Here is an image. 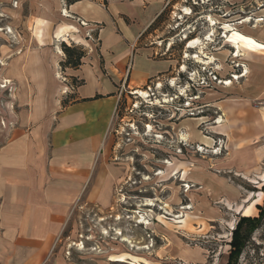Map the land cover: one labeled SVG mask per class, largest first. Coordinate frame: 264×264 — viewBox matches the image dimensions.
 I'll return each mask as SVG.
<instances>
[{
  "label": "rangeland",
  "instance_id": "obj_1",
  "mask_svg": "<svg viewBox=\"0 0 264 264\" xmlns=\"http://www.w3.org/2000/svg\"><path fill=\"white\" fill-rule=\"evenodd\" d=\"M56 13L50 0H0V145L24 109L18 88L5 78L6 62L37 42L58 56L60 68L63 45L87 52L68 34L53 35L70 23ZM142 40L172 66L122 94L109 136L124 174L112 208L76 206L43 264H227L238 217H256L264 205V157L251 176L236 177L227 166L239 159L214 129L226 122L220 103L252 95L254 69L264 70V0H168ZM191 40L197 41L189 48ZM252 105L264 112V96ZM185 120L212 143L186 138ZM194 168L214 192L208 181H193ZM238 264H264V224Z\"/></svg>",
  "mask_w": 264,
  "mask_h": 264
},
{
  "label": "crops",
  "instance_id": "obj_2",
  "mask_svg": "<svg viewBox=\"0 0 264 264\" xmlns=\"http://www.w3.org/2000/svg\"><path fill=\"white\" fill-rule=\"evenodd\" d=\"M167 3L50 0L56 18L70 22L53 35L68 34L87 49L80 65L60 68L58 56L38 42L24 57L6 62L5 78L18 88L24 109L0 145V264H43L76 206L112 208L124 174L112 158L111 126L123 92L132 93L172 66L142 40ZM254 71L253 94L222 101L226 122L214 128L226 138L231 158L239 159L227 166L241 175L236 177L251 176L264 157V112L252 105L264 96V70ZM183 123L186 138L212 143L198 134L194 122ZM192 177L208 181L214 192L202 170L194 168Z\"/></svg>",
  "mask_w": 264,
  "mask_h": 264
},
{
  "label": "trees",
  "instance_id": "obj_3",
  "mask_svg": "<svg viewBox=\"0 0 264 264\" xmlns=\"http://www.w3.org/2000/svg\"><path fill=\"white\" fill-rule=\"evenodd\" d=\"M160 15L157 17V19L160 17ZM62 51L66 55V61L64 62L62 67L66 66V67L76 68L80 65V60L83 57L82 53L76 54L73 49L65 45L62 46ZM262 192L264 194V185L262 187ZM263 224H264V205L262 207H258V214L256 217H248V216L238 217L236 224L231 231L230 241L228 242L229 252L227 258V264H238V260L242 255V253L244 252L245 248L247 247L252 234L256 230H258Z\"/></svg>",
  "mask_w": 264,
  "mask_h": 264
},
{
  "label": "bare ground",
  "instance_id": "obj_4",
  "mask_svg": "<svg viewBox=\"0 0 264 264\" xmlns=\"http://www.w3.org/2000/svg\"><path fill=\"white\" fill-rule=\"evenodd\" d=\"M185 11L187 12L188 9H187V10L185 9ZM196 41H197V40H191V41H189L187 47H189V48L194 47V44L196 43ZM228 84H229V83H228ZM135 94H137V95H139V96L147 97V95H146L147 93L142 92V91H138V90H137V91L135 92Z\"/></svg>",
  "mask_w": 264,
  "mask_h": 264
},
{
  "label": "built area",
  "instance_id": "obj_5",
  "mask_svg": "<svg viewBox=\"0 0 264 264\" xmlns=\"http://www.w3.org/2000/svg\"><path fill=\"white\" fill-rule=\"evenodd\" d=\"M82 25H83V23L82 22H80ZM62 81H65V79H62Z\"/></svg>",
  "mask_w": 264,
  "mask_h": 264
}]
</instances>
